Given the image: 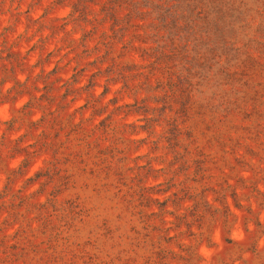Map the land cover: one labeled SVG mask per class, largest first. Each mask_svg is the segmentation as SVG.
<instances>
[{"label": "trees", "instance_id": "16d2710c", "mask_svg": "<svg viewBox=\"0 0 264 264\" xmlns=\"http://www.w3.org/2000/svg\"><path fill=\"white\" fill-rule=\"evenodd\" d=\"M97 1L103 2L101 12L106 14L101 20L109 18L112 21V34L104 33L103 39L90 50L91 54L98 55L91 66L108 63L106 70L99 69L94 73L87 92L99 106L88 101L70 111L72 104L82 96L83 87L78 84L86 68L76 69L74 74L63 80L61 72L69 63L63 66L59 60L51 72H46L44 66L51 63L52 56L41 57L35 64L28 65L29 54L22 56L8 44L10 28L1 33L0 104H11L15 115L7 122L8 127L0 137V174H7L5 191L0 192V208L10 209L11 214L0 226L3 234L0 253L5 254L0 257V264H17L21 261L17 255H22L26 261L24 254H20L21 246L5 231L21 218L26 219L20 209L30 204L34 194L26 196L23 191L43 177H48L49 183H55L56 193L53 191L54 199L49 204H54L52 207L60 208L64 213L69 211L71 216L66 222L73 226L78 202L67 199L57 204L55 198L75 187V175L69 166L83 158V148L89 154L93 146H98L97 143L102 141L98 133L102 130L109 134L110 118L128 107L119 105L118 97L106 105L102 104V98L108 95L112 84L123 83L118 95L130 92L137 98L145 92L143 108L147 114L153 112V119L146 118L147 129L155 130L156 119L163 118L172 129L173 138L184 148L188 161L195 159L200 171H204L209 161H220L206 153L204 144L217 146L221 159L226 162H231V157L242 150H247L250 155H259L254 148L264 145V0H53L54 7L70 8L69 16L61 19L59 29L68 32L67 26L71 21L89 23L97 28L95 23H99V19L90 17L91 4ZM47 16L48 12L41 18ZM31 21L39 24V28L29 35L33 28L27 27V41H31L44 27L40 19ZM132 29L133 34L128 38ZM93 35V32H88L81 39V45L86 46ZM119 43L123 46L120 52L117 51ZM44 45L45 39L40 38L32 50H42ZM132 51H142L143 59L154 60L147 65L126 62L125 57ZM85 53L79 54V63L88 55ZM19 71L26 73L25 79L18 78ZM158 74L162 77L154 85L151 79ZM100 76L107 78L105 91L96 97V81ZM139 76H145L147 81L132 86V81ZM11 82L14 83L7 87ZM159 91L163 92L160 94ZM25 97H29L28 100L17 107ZM151 101L156 106L150 105ZM91 105L94 111L87 117L85 111ZM111 105L113 108L109 111ZM37 111L44 114L37 120L32 119ZM106 111L109 115L102 119L101 127L90 128L93 120ZM173 111L174 115L168 114ZM78 115L80 118L77 120ZM181 116L186 120L180 119ZM44 125L45 129H42ZM24 126L23 134L10 139L12 132L22 130ZM44 154L52 155L47 161L48 167L29 177L16 196L13 193L15 184L29 174L33 163ZM18 157L22 158L19 165L9 169L8 162ZM40 189L44 191L46 183H41ZM129 190L125 210L134 211L135 196L133 189ZM11 194L19 199V204L14 201L10 207L6 198ZM223 197L225 199L226 196ZM200 202L208 206L209 211L213 208L206 199L205 190L196 204ZM225 208L229 211L228 206ZM167 211L164 207L157 214L163 217ZM148 219L150 216L145 221ZM120 220L124 221V218L120 216ZM183 221L189 223L187 214ZM24 232L21 226L18 231L21 244ZM110 233L113 235L114 229ZM150 240L153 256L145 263H137L136 256L126 257V243H116L112 237L107 245L108 263L130 264L132 259V264H170V260L178 258L185 260L186 264H194L196 260L193 251H188L187 257L184 254L177 257L168 247L171 241H155L153 237Z\"/></svg>", "mask_w": 264, "mask_h": 264}, {"label": "rangeland", "instance_id": "374dc122", "mask_svg": "<svg viewBox=\"0 0 264 264\" xmlns=\"http://www.w3.org/2000/svg\"><path fill=\"white\" fill-rule=\"evenodd\" d=\"M97 3L91 4L90 12V17L99 19V23H95L97 28L89 23L71 21L66 32L59 29V25L62 24L61 19L69 16L68 7H54L53 0H0V36L6 28H10L8 44L22 56L29 54L28 65L35 64L41 57L45 59L52 56L51 63L44 66L46 72H51L59 60L63 66L69 63L61 72L63 80L74 74L76 69L86 68L78 84L83 87L82 96L72 104L70 111L88 101L95 102L87 93L90 81L94 73L99 69L106 70L108 66L107 62L99 64V67L91 66L98 55L91 54L90 50L97 41L103 39L104 33L112 34V21L109 18L101 20L106 15L101 12L103 2ZM47 12L48 16L41 18ZM31 19H40L44 27L31 41H27V27L33 28L29 35L39 28V24ZM135 22L142 23L139 20ZM88 32L94 35L83 46L81 39ZM132 34L133 29L128 38ZM40 38L45 39L44 48L32 50ZM122 47L119 43L117 51L120 52ZM83 51L88 55L79 63L78 56ZM142 55V51H132L124 60L139 65H147L154 60L143 59ZM25 77L26 73L19 71L18 78ZM160 77L161 74L152 77L151 82L155 85ZM106 79V76L97 78L96 97L105 91ZM146 81L145 76H139L132 81V86ZM122 85V82L112 84L108 95L102 98V104L106 105L118 97L119 105L128 107L110 118L109 134L102 130L98 133L102 139L97 143L98 146H93L89 154L83 148V158H78L69 166L75 175V187L55 198L57 204L67 199L78 202L73 226L66 222L71 216L69 211L64 213L60 208L52 207L54 204H49L54 199L53 191L56 193L54 181L49 183L50 180L45 176L23 191L26 196L34 194L30 204L20 209L26 219L21 218L5 231L12 239H16L22 248L20 254L25 256L24 262L22 255H17L21 260L17 264H109L107 245L112 237L116 243H126V257L136 256L137 263H145L153 256L154 249L150 242L153 237L155 241H171L168 247L177 257L181 254L187 257V252L193 251L196 254L194 264H264V145L254 148L259 155H250L247 150H242L231 157V162H226L221 159L217 146L204 144L206 153L220 161H209L204 171H200L195 159L188 161L184 148L173 138L172 129L163 118L156 119L155 130L147 129L146 118L153 119V112L147 114L143 108L142 99L146 93L142 92L137 98L130 92L118 95ZM162 92L159 91L160 94ZM28 98L21 99L17 107L22 106ZM153 102L150 105L156 106ZM95 105L99 106L97 103ZM92 106L85 111L87 117L94 111ZM175 106L178 108V105ZM112 108L113 105L109 111ZM14 109L11 104H0V137L8 127L7 122L15 115ZM109 111L97 116L90 128L97 125L101 127V121L109 115ZM43 114L37 111L32 119L37 120ZM168 114L174 115L175 112ZM79 118L78 115L77 120ZM180 119L186 120L184 116ZM25 128L12 132L10 139L18 138ZM39 133L40 130L36 136ZM50 157L51 154H44L33 163L29 174L15 184L13 193L16 196L29 177L48 167ZM21 159L10 160L8 168L17 167ZM61 167L64 168L63 165ZM41 183H46L44 191L40 189ZM6 184L7 174L3 172L0 174V192L5 191ZM129 189H133L135 196L134 211L125 210L128 207L126 198ZM203 190L213 206L210 211L205 204H196ZM14 201L19 204V199L12 194L6 198L10 207ZM225 206H228L229 211ZM164 207L168 213L159 217L157 213ZM186 214L189 223L183 221ZM10 216V209L0 208V226ZM120 216L124 221L120 220ZM147 216L150 219L146 222ZM11 220L14 218L11 217ZM21 226L25 231L21 237L22 244L19 240L21 234H18ZM111 229H114L113 235ZM2 236L0 233V238ZM2 256H5L3 252L0 253ZM170 264H186V261L175 258L170 260Z\"/></svg>", "mask_w": 264, "mask_h": 264}]
</instances>
